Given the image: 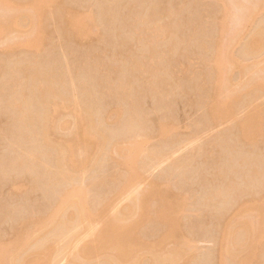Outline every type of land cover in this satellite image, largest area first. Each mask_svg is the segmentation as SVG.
Listing matches in <instances>:
<instances>
[{
  "label": "rangeland",
  "instance_id": "obj_1",
  "mask_svg": "<svg viewBox=\"0 0 264 264\" xmlns=\"http://www.w3.org/2000/svg\"><path fill=\"white\" fill-rule=\"evenodd\" d=\"M0 19V264H113L111 224L134 226L122 264H264V0H0Z\"/></svg>",
  "mask_w": 264,
  "mask_h": 264
},
{
  "label": "bare ground",
  "instance_id": "obj_2",
  "mask_svg": "<svg viewBox=\"0 0 264 264\" xmlns=\"http://www.w3.org/2000/svg\"><path fill=\"white\" fill-rule=\"evenodd\" d=\"M33 1H34V0H33ZM33 3L35 4L36 1L33 2ZM33 3H32L31 5H34ZM65 10H66V9H64V11H65ZM68 10H69V9H67V12L65 11V12H66V13H65V14H66V15H65V18H64V16H62V17L64 18V21H63V22L67 23V24H65V25L67 26V28H66V27H65V28H66L67 30L69 29V31H72L71 33L76 32V33L78 34V33H80V32H78L77 29H76V28H77V27H76V21H77V18H78V17H77L72 11H70V10L68 11ZM63 14H64V12H63ZM224 15H225V20H226V19H227V18H226L227 15H226V14H224ZM3 18H4V17H3ZM63 18H62V19H63ZM4 19H6V18H4ZM4 19H2V20H4ZM0 20H1V19H0ZM2 20H1V21H2ZM5 21H6V20H5ZM8 21H9V20H7L6 22H8ZM223 21H224V18H223ZM8 23H11V22L9 21ZM2 25H4V24H2ZM2 25L0 24V27H1ZM7 25H8V24H7ZM7 25H6V26H7ZM10 25H11V24H9V26H10ZM2 27H3V28H2L3 30L6 29L4 26H2ZM4 28H5V29H4ZM65 28H64V30H66ZM42 31H43V30H42ZM73 31H74V32H73ZM261 31H262V29H261ZM263 31H264V30H263ZM65 32H66V31H65ZM44 34H45V32H44ZM68 34L70 35V33H68ZM68 34H67V35H68ZM262 34H264V33L262 32L261 35H262ZM75 35H76V34H75ZM79 35H80V34H79ZM259 35H260V33H259ZM73 36H74V34H72V37H73ZM74 37H77V36H74ZM263 37H264V36H263ZM260 38H262V37H260ZM260 38H259V39H260ZM252 39H253V38H252ZM252 39H251V42H252V45H251V46H252L253 48H256V47L261 46V43H260L261 40H260V41L258 40V41H259V43H258V42L255 41L256 38H254V40H253L254 42L252 41ZM262 39H263V38H262ZM256 40H257V39H256ZM263 41H264V40H263ZM262 43H263V42H262ZM258 44H259V46H258ZM249 46H250V45H249ZM249 46H248V47H249ZM249 49H250V47H249ZM219 56H220V55H218V58L221 57V56H220V57H219ZM221 59H222V57H221ZM221 59H219V60L222 62L223 59H222V60H221ZM139 63H140V62H139ZM219 63H220V62H219ZM221 64H222V63H221ZM135 66H136V65H135ZM135 66H134L133 68H136V67H137V66H136V67H135ZM139 66H140V65H139ZM137 68H138V67H137ZM137 68L134 69V70L136 71ZM45 78H46V77H45ZM49 78H50V77H49ZM53 80H54V79H53ZM50 81H51V79L49 80V82H50ZM50 83H51V82H50ZM52 83H53V82H52ZM52 83H51V84H52ZM46 85H47V83H46ZM46 85H45V86H46ZM48 85H49V84H48ZM42 86H43V85H42ZM50 86H51V85H50ZM50 86H48V87L50 88V90L48 89L47 86H46V87H47V89H48L49 91H53V90H51V89H53V88L50 87ZM119 86H120V85H119ZM46 87H45V88H46ZM40 89H42V91H45V92H47V93L49 92L47 89H46L47 91H46V90H43V87L40 88ZM45 92H44V93H45ZM54 92H56V90H54ZM42 93H43V92H42ZM44 93H43V94H44ZM52 94H53V96H55L56 93H52ZM52 94H50V97H51ZM56 95H58V94H56ZM46 96H48V95L46 94ZM44 97H45V96H44ZM44 97H43V98H44ZM50 97H48L47 99H50ZM47 99H46V100H47ZM55 99H56V98H55ZM53 100H54V99H53ZM55 101H56V100H55ZM48 103L50 104V101L46 102V105H49ZM52 103H53V102H52ZM54 103H55V102H54ZM53 105H54V104H53ZM53 105H52V106H53ZM56 106H57V105L55 104L54 107H56ZM47 107H50V105L47 106ZM56 108H57V107H56ZM47 109H48V108H47ZM47 109H46V110H47ZM50 109H51V108H50ZM45 114H46V113H45ZM89 114H90V113H89ZM89 114H88V116H87V114H86L87 118H88L89 116H90V118L92 117V115H89ZM91 114H92V113H91ZM25 118H26V117H25ZM25 118H23V119H25ZM46 118H49L48 115H47ZM82 118H84V116H83ZM91 119H92V118H91ZM45 120H47V119H45ZM82 120H83V119H82ZM48 121H49V119H48ZM48 121H47V122H48ZM89 122H90V121H89ZM91 125H92V123H90V126H91ZM46 126H47V124H46ZM45 128H46V127H45ZM47 128H48V126H47ZM47 128H46V130H47ZM94 129H95V127L93 128V130H94ZM44 133H46V131H45ZM104 138H105V137H104ZM101 145H102V144H101ZM104 145H105V144H104ZM61 149H63V148H61ZM63 150H65V149H63ZM63 150H62V152H63ZM60 151H61V150H60ZM64 152H65V151H64ZM63 154H64V153H63ZM65 156H66V155H65ZM62 157H63V158H62ZM62 157H60V158H58V159H61V158H62L60 161H62V160L64 159V163L67 162V160H65L64 156H62ZM58 161H59V160H58ZM60 161H59V162H60ZM61 163H62V164H61V167H62V165H63V166L66 165V164L63 163V161H62ZM57 164H58V163H57ZM67 165H68V163H67ZM59 167H60V166H59ZM61 167H60V168H61ZM67 167H68V166H67ZM64 168H65V167H64ZM64 168H62V171L59 169V170H60V173H61V172H62V173L65 172V174L67 175V173H69V172L64 171V170H65ZM67 169L69 170V168H67ZM66 172H67V173H66ZM72 191H73V190H72ZM65 192H66V191H65ZM65 192H64V194H65ZM68 192H69V191H68ZM68 192H67V193H68ZM70 192H71V191H70ZM74 192H75V190H74ZM74 192H73V193H74ZM70 194H72V193H70ZM70 194H69V196H68V194H67V196L64 195L63 198H62V196H61L62 199H61L60 203H58V206H57L58 208H60L61 206H62V207L65 206V202L67 203V200H69L68 202L70 203V196H71ZM73 195H74V194H72V196H73ZM59 199H60V198H59ZM77 202H78V203H77ZM77 202H75V203H76L75 205L78 206V204H79L80 202H79V201H77ZM67 204H68V203H67ZM67 204H66V205H67ZM80 205H82V203H81ZM80 205L78 206V210H79V213H80V215H81L82 213L84 214V212H83V211H84V210H83L84 208L81 209L82 206H81V208H80ZM77 206H76V207H77ZM79 208H80L81 210H80ZM56 209H57V208H56ZM61 209H63V208H61ZM61 209L53 210L54 212H52V214H51L50 216H52V217L55 216L56 214L59 213V212H57V211H60ZM263 209H264V207H263ZM82 210H83V211H82ZM80 211H81L82 213H81ZM56 212H57V213H56ZM263 212H264V211L261 210V213H262V214H263ZM261 213H260V214H261ZM83 214H82V215H83ZM82 215H81V216H82ZM50 216H49V217H50ZM81 216H80V217H81ZM168 216H169V215H168ZM259 216L262 217V215H258V218H259ZM52 217H50V218H52ZM161 217H163V216L161 215V216H160V219H161ZM261 217L259 218V220L261 219ZM172 218H173V217H172ZM172 218L169 217L168 219H170V220L167 219V220H166V223H167L168 221H169L168 223H172V221H173L172 224H174V220H173ZM263 218H264V214H263ZM31 219H32V218H31ZM31 219H29V220H31ZM165 219H166V218H165ZM43 220H46V218H45V219H42V221H43ZM163 220H164V219H162L161 221L163 222ZM171 220H172V221H171ZM262 220H263V221H262ZM31 221L34 222L33 220H31ZM31 221H29V222L32 223ZM164 221H165V220H164ZM261 221H262V222H261L260 224H261L262 227H261V228H258V227H257V229L263 230V229H264V228H263V227H264V224H263V223H264V219H261ZM26 222H28V219L26 220ZM253 222H254V220L252 221V223H253ZM259 222H260V221H259ZM259 222H256V223H257V226H259V225H258ZM22 223H24V222H22ZM30 223H27V224L29 225ZM164 223H165V222H164ZM249 223H250V222H249ZM249 223H248V224H249ZM256 223L252 224V226H253V225L255 226ZM25 224H26V223H25ZM25 224H23V225L25 226ZM262 224H263V225H262ZM28 225H27V226H28ZM249 225H250V224H249ZM106 227H107V228L104 227V230H105V231L102 232V233H103V234H102V235H103V237H102V241H103L104 243L102 244L101 249H102V248H107V249H109V248H110V249L113 248V249L115 250V252L117 251V254H118L119 257H117L118 259H115L116 256L110 254L109 256H111L112 260L114 259V261L110 260L109 262H110V263H113V264H116V263H117V264H122V261H124V260L127 258L126 256H128V257L130 256V252H129V249H128V248H129L131 242L133 241V239H132V234H133V231H134V226H133L132 224H124V226H123V225H112V224H111V225H108V226H106ZM253 229L257 231L256 227H253ZM252 231H253V230H252ZM104 233H105V234H104ZM254 234H255V232H253V235H254ZM252 237H253V236H252ZM99 240H100V239H99ZM252 240H253V239H252ZM96 242L99 243L100 241H97V240L94 241V242H93L94 244L90 245L91 247L88 249L89 251L92 250V249H94L93 247H95V246H93V245H96V247H97ZM251 242H252V241H251ZM253 242H254V241H253ZM251 246H253V244H251ZM88 247H89V246H88ZM249 247H250V246H249ZM251 248H252V247H251ZM96 249H97V248H96ZM88 250H87V252H88ZM111 258H109V259H111ZM111 261H112V262H111ZM115 261H116V263H115ZM108 264H109V263H108Z\"/></svg>",
  "mask_w": 264,
  "mask_h": 264
}]
</instances>
